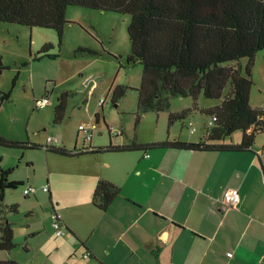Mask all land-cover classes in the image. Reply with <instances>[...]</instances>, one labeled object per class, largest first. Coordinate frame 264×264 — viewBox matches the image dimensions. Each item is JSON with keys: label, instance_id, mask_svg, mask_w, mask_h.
Instances as JSON below:
<instances>
[{"label": "rangeland", "instance_id": "obj_1", "mask_svg": "<svg viewBox=\"0 0 264 264\" xmlns=\"http://www.w3.org/2000/svg\"><path fill=\"white\" fill-rule=\"evenodd\" d=\"M131 19L132 16L125 13L69 6V22L64 28L63 38L55 29L0 22V67L3 68L0 71V135L36 146H0L1 167L12 171L10 180L24 181L18 189L7 190L4 200L8 207L18 205V212H8L6 219L14 228L17 244L10 252L11 259L19 264H77L74 259L69 260L56 252L55 244H46L53 234L48 228L52 225L50 212L53 210L49 194L41 191L36 196L25 197L23 194L24 186L43 187L50 170L56 172L59 168L65 172L63 177L53 175L56 196L70 197L77 186L85 191V185L77 184L70 175L69 167L74 165L75 159L46 150L50 137L56 140L53 146L75 151L83 149L84 136L79 131L81 124L91 129L92 143L100 146L110 144L107 125L121 134L114 137V141L122 139L126 143L166 139L169 134L175 136L180 133L198 140L205 130L210 116L204 113L189 114L183 120L169 123L171 109H179L189 103L194 106L191 97H175L169 110L149 112L137 123V89L141 85L143 66L127 63L131 53L128 35ZM80 49L97 54L81 53ZM35 56L43 57L34 60ZM49 56L58 57L53 59ZM247 62L246 58L240 60L243 67ZM94 81L97 82L96 88H92ZM253 81L251 104L264 109V50L256 55ZM119 85L129 89L115 106L111 90ZM228 91L229 87L224 97ZM63 92L71 93L65 119L61 124H54V108ZM6 93L10 98L2 100L1 96ZM47 93L51 105L37 109L36 101ZM203 98L202 95L197 104L203 100L214 104L220 102ZM102 99L106 100L103 105ZM96 114H100L98 123ZM190 121L198 128L195 134L188 129ZM241 139L242 131L238 130L225 142L239 143ZM254 151L264 158V132L257 134ZM223 206L220 202L221 212L226 211ZM67 234L70 236L69 232ZM59 238H53L52 242ZM25 246L28 250L24 249ZM5 252L0 251V254L6 256Z\"/></svg>", "mask_w": 264, "mask_h": 264}, {"label": "crops", "instance_id": "obj_2", "mask_svg": "<svg viewBox=\"0 0 264 264\" xmlns=\"http://www.w3.org/2000/svg\"><path fill=\"white\" fill-rule=\"evenodd\" d=\"M217 104L203 100L190 115L203 114L202 110ZM191 108L189 103L170 113ZM107 127L110 144H130L114 141L121 134ZM204 132L198 140L183 133L167 138L198 142ZM92 138L84 137L83 149L75 150L84 153L65 156L75 159L70 175L85 185L84 192L77 186L70 197L56 196L53 175L63 177L61 168L50 170L44 185L49 192L39 188L49 194L52 212L61 214L70 234L52 242L57 237L52 225L48 226L53 234L46 244H55L61 256L77 264H264V173L258 151L253 152L256 155L176 149L93 153L92 149L108 145L93 144ZM100 180L120 189L107 211L93 205ZM232 188L239 190L241 203L221 212L220 202ZM88 252L90 257L85 258ZM5 253L0 254V261L12 258L10 252Z\"/></svg>", "mask_w": 264, "mask_h": 264}, {"label": "trees", "instance_id": "obj_3", "mask_svg": "<svg viewBox=\"0 0 264 264\" xmlns=\"http://www.w3.org/2000/svg\"><path fill=\"white\" fill-rule=\"evenodd\" d=\"M69 6L125 13L132 16L128 26L131 53L128 64L143 66L138 91L137 123L142 116L170 109L175 97H191L193 109L170 113L169 123L185 119L198 107L203 95L219 100V104L202 110L216 116L214 127L205 128L198 142L169 139L127 145H108L92 149L93 153L176 149L195 152H254L257 134L264 132V109L251 104L254 85L253 67L258 52L264 50V0H0V22L55 29L63 38ZM81 53H97L80 49ZM43 56H35L40 60ZM57 58L58 56H49ZM248 59L243 67L242 59ZM233 62V63H232ZM1 65V62H0ZM3 68L0 67V71ZM229 91L224 97L225 90ZM129 87L116 86L112 102L116 105ZM70 92L58 97L54 108V124L66 115ZM10 94H3L2 100ZM97 121L100 114H96ZM242 131L240 143H225L234 132ZM0 146L35 148V145L9 140L0 135ZM47 151L61 156L81 155L85 151H69L49 145ZM259 156L264 173V159ZM1 161V157H0ZM11 170L0 164V250L11 252L17 244L14 228L6 220L8 212H18V205H4L9 189L16 190L24 181L10 180ZM120 194L118 186L107 180L98 181L93 205L107 211ZM28 250L27 246L24 247ZM0 264H19L14 259Z\"/></svg>", "mask_w": 264, "mask_h": 264}, {"label": "built area", "instance_id": "obj_4", "mask_svg": "<svg viewBox=\"0 0 264 264\" xmlns=\"http://www.w3.org/2000/svg\"><path fill=\"white\" fill-rule=\"evenodd\" d=\"M97 87V82H93L92 83V88H96ZM105 99H102L100 102L103 105L105 103ZM51 105V101L50 99L45 96L42 99H39L36 101V108L37 109H43L45 107H48ZM217 121L216 116H211L209 118L208 123L206 124V128H211L215 126V123ZM189 130L191 133H196L198 131V128L196 127L195 123L193 121L189 122ZM79 131L83 133L85 139L87 141H90L92 138V131L90 128L87 127V125H80L79 126ZM114 134H116V132H114ZM54 142L53 138L50 137L48 139V143L52 144ZM44 192H49V186H43L41 188ZM39 191V188L33 187V186H27L24 188L23 190V194L25 196H31V195H36L37 192ZM241 203V195L238 189H231V190H227L224 194L223 200H222V205L224 209H231V208H237L239 206V204ZM52 228L54 231V235L56 237H63L66 235L67 233V228L64 225L62 216L60 213H58L56 210L52 212ZM85 258H89L90 257V253H85L84 255Z\"/></svg>", "mask_w": 264, "mask_h": 264}]
</instances>
